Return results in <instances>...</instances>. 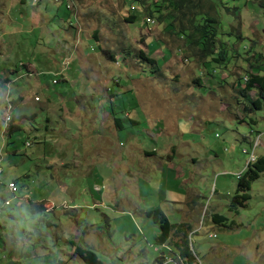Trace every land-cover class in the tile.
Here are the masks:
<instances>
[{
	"label": "rangeland",
	"instance_id": "1",
	"mask_svg": "<svg viewBox=\"0 0 264 264\" xmlns=\"http://www.w3.org/2000/svg\"><path fill=\"white\" fill-rule=\"evenodd\" d=\"M68 1L0 0V264H85L75 245L103 264H183L182 234L194 264H264V170L244 206H230L260 133L252 145L264 153V111L242 122L237 84L252 51L264 67V0H214L239 53L219 75L177 32L190 12L168 13L162 0ZM12 100L20 123L4 134ZM93 130L101 138L87 148ZM153 207L183 231L159 243L144 213Z\"/></svg>",
	"mask_w": 264,
	"mask_h": 264
},
{
	"label": "trees",
	"instance_id": "2",
	"mask_svg": "<svg viewBox=\"0 0 264 264\" xmlns=\"http://www.w3.org/2000/svg\"><path fill=\"white\" fill-rule=\"evenodd\" d=\"M162 1L165 3L164 8L168 13L171 11L181 12L182 14H186L189 12L191 13L189 16H187V18L184 21L187 22V24L183 22L182 27H180V29L177 32L186 39L187 46L190 47V51H192L195 55H197L199 59H201V63L203 65H205L206 62H208V64L204 68L206 69L211 68L212 73H215L216 71L218 75H219L218 73L219 68L224 70L226 69L227 71L226 66L228 62L233 57H237L239 53L235 52V49L228 42L229 36L232 35V33L228 30L227 32H224L222 30V26L224 23L222 19L223 16L219 17L218 15H216V12L213 11L215 7L214 0H207L210 2L209 4L210 10H203V8H200L203 5L201 6L198 0L197 3H195L193 0H162ZM66 7L67 9L70 8L67 5ZM160 8L158 10H160ZM172 16L173 14L171 15V17ZM160 17L161 18H158L160 20L164 18L162 17V15H160ZM235 36H236L235 40L243 38L242 35L236 34ZM231 49H233V51H231ZM252 52L253 55L251 58H254V61L249 62L248 64L249 69L251 70L249 71L246 69L245 75L241 76L240 79H238L237 84L239 86L238 92L242 97L240 101L243 102L245 105L243 108L244 117L241 121L243 122L245 120L246 122H249L251 124H256L257 120L253 117L252 113H254V111L256 110L264 111V71H262L264 67L258 64V59L260 56H262L261 53L258 51H252ZM139 57H141L142 60L144 61H149L151 63L152 62L154 63V59H150L142 52L139 53ZM243 58L245 62H248V60H250L249 57H243ZM153 68L155 69L157 67L153 66ZM13 69L16 70V68ZM4 78L0 77V87L5 85ZM115 84H118V81H115ZM248 91H254L256 95L255 98H250L247 94ZM17 99L21 100L22 98L20 96ZM12 119L13 118H11L8 123L6 134H10L11 131L18 128L17 124L20 123L18 121L12 123L11 121L14 120ZM116 126L121 127V123L119 120L117 121ZM251 162L248 163L247 167L244 169V175L238 177L240 178L238 182V188L236 189L230 201V206H233V208H237V205L244 206L245 204L244 202L250 197L248 190L250 188L251 181L254 180L256 177H258L259 173L264 170V153L260 156H257L256 159L252 163ZM30 203L32 205L34 204L33 202ZM40 208H42V206H40ZM144 213L146 216L151 218V220L155 224L158 225L159 233L156 236V240L161 244L169 240L172 231L174 230L178 232L183 231L182 223L176 224L170 222L160 207L145 209ZM211 219L216 224H224V221H226L227 218L224 215L213 213L211 215ZM182 236H183L182 241L180 243L176 242L173 245L174 248L177 250L175 254L179 259L180 258L182 259L183 264H194L196 259H198L199 261V257L196 256L194 249L190 248L187 235L182 234ZM74 251L79 255L80 258H82L85 264H103L102 261L97 258V255L89 249H85L80 245L77 246L75 245ZM157 261H158L157 263H152V264H161L163 262V257L157 258ZM200 264H212V263L207 262Z\"/></svg>",
	"mask_w": 264,
	"mask_h": 264
},
{
	"label": "crops",
	"instance_id": "3",
	"mask_svg": "<svg viewBox=\"0 0 264 264\" xmlns=\"http://www.w3.org/2000/svg\"><path fill=\"white\" fill-rule=\"evenodd\" d=\"M33 14H34V12H33ZM17 69V68H16ZM6 70H8V69H6ZM13 71H17V70H13ZM65 75V74H64ZM4 78V77H3ZM3 87H4V85H3ZM1 88H2V86H1ZM83 88H84V86H83ZM81 90V89H80ZM79 90V91H80ZM87 92V91H86ZM82 94L80 93V95L79 96H81ZM77 98H78V96H77ZM35 99H37V98H35ZM37 100H39V99H37ZM48 100V102H50V99L48 98L47 99ZM21 101V104L23 105L24 104V102L22 101V99L20 100ZM11 112L13 113L12 115H14L15 117H13V119H19V116H17V115H15V112H14V110L16 109L15 107H14V109L12 108L14 105H15V103H14V100L13 101H11ZM62 111H64V109H63V107H61L60 108ZM128 115H129V113H128ZM52 117V111L50 112V118ZM50 118L48 117L47 118V125H49L50 127H53L54 125H52L51 123H52V120H50ZM12 119V120H13ZM13 123L15 122V120H13L12 121ZM19 122V121H18ZM87 122H88V119H87V121L85 122V124H87ZM132 122V121H131ZM134 122V123H133ZM132 123L133 124H135L136 122L138 123V121H133ZM93 123H95V121L92 119V122H91V124L89 125L90 127H92L93 126ZM105 124V123H104ZM138 125V124H137ZM122 126V125H121ZM78 128H81V125H78ZM86 134H88L90 131H84ZM84 133V135H83V143L84 144H88V146H87V148H93L94 147V145H93V143H94V140H92L91 141V138L93 137V138H96V139H100L101 137H99V136H94V135H98V131H96V130H93V133L91 134V135H86ZM85 141H90L89 143H86ZM152 153V154H151ZM147 152V154H151V155H153L154 154V152ZM98 154H100L99 156H101L103 153H98ZM104 155V154H103ZM107 157V156H106ZM109 157V156H108ZM107 157V158H108ZM175 165V164H174ZM174 165H172V166H174ZM171 166V167H172ZM199 257V256H198ZM163 263V262H162ZM161 263V264H162Z\"/></svg>",
	"mask_w": 264,
	"mask_h": 264
},
{
	"label": "built area",
	"instance_id": "4",
	"mask_svg": "<svg viewBox=\"0 0 264 264\" xmlns=\"http://www.w3.org/2000/svg\"><path fill=\"white\" fill-rule=\"evenodd\" d=\"M67 6H68V3H67ZM10 120V116L8 115V116H6L5 117V121L6 122H8ZM256 146H258V145H252V147L250 148V153H249V155H248V162L249 161H252L254 158H255V149H256ZM245 151V150H244ZM0 160H1V157H0ZM240 175V173H237V176H239ZM8 188L12 191V192H14L15 190H16V185H15V183L14 182H10V183H8Z\"/></svg>",
	"mask_w": 264,
	"mask_h": 264
},
{
	"label": "clouds",
	"instance_id": "5",
	"mask_svg": "<svg viewBox=\"0 0 264 264\" xmlns=\"http://www.w3.org/2000/svg\"><path fill=\"white\" fill-rule=\"evenodd\" d=\"M52 82L54 83V82H56V79H53L52 80ZM11 104L9 105V109H10V111H11ZM10 119H11V116H10ZM10 121V120H9ZM9 121L8 122H6V124H5V127H4V129H5V131H4V134H5V132H7V128H8V123H9ZM257 136H261V133L260 134H258V135H256L252 140H251V142L253 143V141L255 140V138L257 137ZM260 141H261V139H260ZM252 143H251V145H252ZM28 144V143H27ZM259 146H261V144H259L258 146H256V148L257 147H259ZM0 157L2 158V156H1V154H0ZM256 157H257V155L255 154V158L252 160V161H254L255 159H256ZM1 161V160H0ZM251 161H249L248 163H250ZM247 163V164H248ZM2 171V169H1V167H0V172ZM238 173H240V175L239 176H237V177H241L242 176V173H243V170L242 171H240V172H238ZM10 183V182H9ZM9 189V188H8ZM10 190V189H9ZM11 191V190H10ZM12 192V191H11ZM15 192V191H14ZM13 192V193H14ZM6 204H9V201L7 200V203ZM182 261V260H181Z\"/></svg>",
	"mask_w": 264,
	"mask_h": 264
},
{
	"label": "bare ground",
	"instance_id": "6",
	"mask_svg": "<svg viewBox=\"0 0 264 264\" xmlns=\"http://www.w3.org/2000/svg\"><path fill=\"white\" fill-rule=\"evenodd\" d=\"M68 7H70V6L68 5ZM258 137H259V136H257L256 139H257ZM256 139H255V140H256ZM253 142H254V141H253ZM254 145H257V144L254 143ZM251 147H252V145H251ZM252 162H253V161H252Z\"/></svg>",
	"mask_w": 264,
	"mask_h": 264
}]
</instances>
